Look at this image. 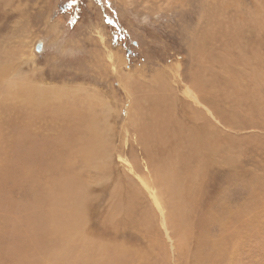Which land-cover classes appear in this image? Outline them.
Masks as SVG:
<instances>
[{"label":"rangeland","instance_id":"obj_1","mask_svg":"<svg viewBox=\"0 0 264 264\" xmlns=\"http://www.w3.org/2000/svg\"><path fill=\"white\" fill-rule=\"evenodd\" d=\"M0 59V98L17 84L63 94L97 118L92 140L84 131L67 138L61 121L19 97L38 156L54 153L61 169L41 164L32 173L5 162L0 147V264H95L98 250L121 246L130 251L119 264H264V0H0ZM154 77L173 93L166 105L153 96ZM184 90L211 94L213 137L232 158L211 163L198 197L171 196L172 184L155 185L151 166L160 159L168 173L183 150V109L193 103ZM153 102L161 115L172 107L178 123L155 131L171 138L151 133ZM3 119L0 144L10 136ZM97 160L101 169H90ZM65 171L80 180L79 199L59 190ZM133 187L136 197H118Z\"/></svg>","mask_w":264,"mask_h":264},{"label":"bare ground","instance_id":"obj_2","mask_svg":"<svg viewBox=\"0 0 264 264\" xmlns=\"http://www.w3.org/2000/svg\"><path fill=\"white\" fill-rule=\"evenodd\" d=\"M198 59L199 58L196 57V60H198ZM0 63H2L1 59H0ZM122 65H123V62H122ZM200 65H203V64H200ZM0 68H1V64H0ZM200 72H201V70H200ZM0 73H2V70H0ZM156 74H159V73H156ZM202 74L204 75V73H202ZM200 75H201V73H200ZM131 77L132 76L125 75L121 79L123 80L124 83H127L130 81ZM206 77L202 76V78H206ZM154 79L156 82L159 83V86L157 87L158 90H156V93L154 92L155 94H153L152 92H150V93H152L153 96L157 100H161L165 104V102H168L170 100V96L173 93H171L170 90H168L167 86H161V83L166 84L167 80L165 78L160 79L158 77H154ZM180 79H181V77L179 78V80ZM211 79H213V78H211ZM208 81H211V80H208ZM212 82H213V80H212ZM205 83H206V81H205ZM197 84H198V82H197ZM206 84H207V86L209 85L208 83H206ZM181 86H184V85L182 84ZM155 87H156V85H155ZM169 88H170V86H169ZM209 89H211V87ZM219 89H221V88H219ZM123 90H124L125 94L127 95V97L131 96V93H129L125 87H123ZM149 90L150 89H148V91ZM173 90H174V88H173ZM8 91L9 92H7V94H6V99H4V97L0 98V109H1L0 110V119L2 121V119L4 118L3 119L4 122L6 121L8 123V128H10V136L7 135L8 141H3L0 144V147L2 150L1 153L4 154V157L7 156L6 158H4L5 162H9L11 160H14L16 163L18 162V165H20L22 169L26 168V170H29L32 173L37 172L41 167L45 166V165L40 166L41 164H47V165L52 164V165H55L56 168L61 169V167L58 166L59 163L61 162V160L54 159V157H55L54 153H52L51 155H48V159H45V156H44L45 154H43V156H41V157L38 156L39 150L37 151V147H36L37 145L35 144L34 141H31L30 138H28V135L26 134V131H25V127L22 126V123L19 120L21 118V113H23V110H21L20 105H19V97L24 98L27 102L26 104L22 103V106L25 105L26 107L28 106V108L37 109L38 111L41 112V114L44 112L46 114L48 113V114H50V116H49L50 118H53L54 120L61 121L60 131L63 134L65 132H68V133H65L67 138L73 137L77 133L84 131L85 134H89V136L92 140L93 136L90 133L93 131H96L95 125H96L97 118L96 117L94 118V116H93V113H95V111L92 112V110H91L89 112L90 108L86 104H84V103L82 104L79 101H73V100L69 99L68 97H65L63 94L58 95L57 93H54V96L53 95L51 96L49 94H46L45 92L31 90V89L26 88V87L20 88L17 84H14L10 89H8ZM184 91H185V94L187 95V98L189 99V101L193 102L191 104H194V105L198 104L200 106V108H199L200 111L195 112V110H194V112H193L192 111L193 107L191 104H189L190 106L189 105L185 106L188 109L185 107L183 109V111H184L183 114L187 116V119L189 121V128L187 127L185 134H182V135H184V139H182V140H184V142L182 144L183 150H181V152L175 156L174 161H173V169L170 172L164 173V174L160 173V169H161V167H160L161 166L160 165L161 160L160 159H159L158 163H156V165H151V166H153V168L156 169V173L154 174V178H155L154 184L156 183L155 185L161 186L162 184H166V183L170 182L172 184V187L169 188V192L171 193L170 194L171 196H173V197H190L193 194H195V192H196V197H198V190L201 186H203V185H201L202 181H203L205 176L207 177V170H208V167L211 165V163L217 164V161H219V160L225 159L226 161H228L229 158L230 159H232V158H231V156H229L228 152H226V151L224 152L223 149H225V145H224V142H223L221 136L215 135L214 136L215 141H214V137H213V133H212V122L214 120H215V122H217V120H216L214 113L211 109L212 108L211 101L207 100L208 99L207 96H210L211 94L208 95V94H205L199 90L200 94L197 97L196 95L193 94L194 92L192 93L188 90H184ZM204 91H206V90H204ZM44 95L47 99L52 97L53 101H51V102H54L52 104L48 103L47 105H45V107H44V108H46L45 111L42 109L43 108L42 105L44 104V100L46 99L44 97ZM139 95H142V94H139ZM7 96L10 98L9 103H7V101H8ZM134 96L135 95L133 94V97ZM134 98H136V97H134ZM173 99H174V96H173ZM176 99H180V98H178V96H177ZM148 100H149V98H148ZM172 102H173V100H172ZM55 104H57V107H55ZM145 104H147V102L145 103V101H144V105ZM185 105H187V104H185ZM147 106L145 107L146 109H147ZM165 107H167V106H165ZM194 107L198 108L196 106H194ZM148 108H150V107H148ZM162 108L160 107L159 104H156V103L154 104V102H153L151 109H149L150 115H151V120H152L151 126H150V131H151V133L154 132V134H153L154 136L155 135L167 136V133H169L167 131H161V132H157V133L155 131L158 128L166 127L168 122L170 124H173V125H174V123H178L176 121L177 119H175V118H177L176 115L173 112H171L172 107L168 108L166 111L164 110V112H163L164 114L161 115L160 112H161ZM139 111H141V114L145 117V111L142 110V108ZM15 112L18 113V121L15 117ZM146 113H148V109H147ZM11 115H14V117H12ZM180 118H182V114L180 115ZM188 121H186V122H188ZM0 130H2V127L0 128ZM11 132H12V134H11ZM167 137H169V136H167ZM169 138H171V137H169ZM26 140H28V142ZM143 142H144V140H143ZM225 142L228 144V140L226 138H225ZM82 143H83V141L80 142V144H82ZM171 143H173V141ZM139 144H140V142H139ZM1 145H3V146H1ZM83 145H84V143H83ZM156 145H157V143H156ZM152 147H153V145H152ZM157 147L159 148V146H157ZM156 150L157 149H155V151ZM219 150H221L223 154H219ZM85 154H86V156H89L92 159L95 158L94 152L93 153L90 152V154H89V152H87V153L85 152ZM76 155H77V157H81L82 161L85 160L83 158L84 157L83 151H78L76 153ZM89 157H86V159L90 160ZM149 157H150V155H149ZM152 160H153V157H152ZM98 161L99 160H97L95 164L90 163L89 168L94 169V170L99 169L100 168L99 164H97ZM134 167L137 169L136 165H134ZM159 167H160V169H159ZM67 168H68V166L65 165L64 169L66 170ZM101 173H100V175H101ZM62 175H63V177L61 178V181L59 183V190L69 191L68 194H71V195H68L69 197L68 196L65 197L67 200H72L74 198L79 199L80 196L78 197V194H81L80 180L77 181L75 176H73L69 171L63 172ZM181 180L185 181V182L180 184L179 186L174 184V182H179ZM67 182H68V184L70 183V185H66ZM71 185H76L79 188L78 191H74L73 189H71L72 188V187H70ZM166 187H169V185H166ZM131 189H132L131 194H129V192L126 191L123 195L118 196V197H130V198L136 197V195L139 192L138 191L139 189H137L136 187H133ZM52 191H53V189L50 188L49 194H51ZM149 195L151 197H153V199H151L153 206L159 210L158 201L156 200V198H154V196L152 194H149ZM82 196H84V194ZM112 196H114V195H112ZM201 199L204 200L205 197H201ZM81 200H82V198H81ZM61 201L63 202V200H61ZM53 212L57 217V211L53 210ZM63 214H64V212H63ZM60 226L63 230L64 225L60 224L59 227ZM59 227H55L54 229L59 231ZM68 227L69 228H67V229L70 230V228L72 229L73 226L71 227V225H70ZM233 229H235V228H233ZM120 246H121V244H120ZM129 251L130 250L125 249L122 246L120 248H114V249L113 248L100 249V250H98V254L94 256L93 261L96 260L95 264H116V261H117V264H119L120 262L126 263V261H123L120 256L126 258V255H129L128 254ZM135 255L138 257V252H136ZM149 255H150V253L148 254V257H149ZM235 255L236 254L234 252L233 258L236 257ZM144 256H145V254H144ZM119 258H120V260H119ZM133 258H134V255H133ZM210 259H213V258H210ZM135 260H136V258H135ZM133 261L134 260H132V259H128L129 264H133ZM135 262H137V260ZM239 262L234 263L233 261H230V262H227L226 264H238ZM82 263L88 264L90 262L87 259H82ZM137 263H141V262L139 261Z\"/></svg>","mask_w":264,"mask_h":264},{"label":"water","instance_id":"obj_3","mask_svg":"<svg viewBox=\"0 0 264 264\" xmlns=\"http://www.w3.org/2000/svg\"><path fill=\"white\" fill-rule=\"evenodd\" d=\"M35 50L37 52H40L41 51V45L40 44H37V46L35 47Z\"/></svg>","mask_w":264,"mask_h":264}]
</instances>
